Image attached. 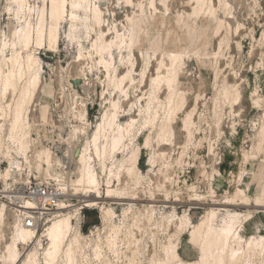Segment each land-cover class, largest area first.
I'll return each instance as SVG.
<instances>
[{
    "label": "rangeland",
    "instance_id": "374dc122",
    "mask_svg": "<svg viewBox=\"0 0 264 264\" xmlns=\"http://www.w3.org/2000/svg\"><path fill=\"white\" fill-rule=\"evenodd\" d=\"M28 1L25 15L18 17L12 0H0L2 72L8 70L13 40L25 33L33 41L23 55L34 53L39 67V84L25 113L26 152L9 138L16 95L0 90V173L12 168L8 185L0 177V206H8L0 218V264H28L35 250L38 264H66L65 257L45 260V230L41 245L19 246L17 261L6 253L20 220L14 212L18 192L29 179L63 190L62 202L71 207L56 217L72 215L63 252L74 244L75 264H164L168 247L182 263L197 261L201 241L194 244L191 233L212 213L214 231L236 214L243 246L251 238L264 241V206H255L259 198L264 202V0H202L200 12L196 0H166L161 7L160 0L154 5L90 0L101 12L98 25L90 14L71 9L69 0L57 48L36 43L48 0ZM103 40L112 44V57L99 52ZM170 53L183 56L177 89L184 104L173 112L170 137L162 142L157 127L166 118L170 90L165 82L153 89L152 79L161 60L170 64ZM130 70L134 81L126 96L115 81ZM150 98L158 112L156 127L145 124ZM114 101L121 107V124L137 123L128 147L111 154L110 141L98 128L113 114ZM138 150V169L129 174L126 160ZM82 151L97 180L90 199L76 184ZM46 152L54 161L51 168L37 159ZM239 189L243 193L237 196ZM87 200L97 205L86 207ZM108 210L111 216L103 222Z\"/></svg>",
    "mask_w": 264,
    "mask_h": 264
},
{
    "label": "bare ground",
    "instance_id": "6f19581e",
    "mask_svg": "<svg viewBox=\"0 0 264 264\" xmlns=\"http://www.w3.org/2000/svg\"><path fill=\"white\" fill-rule=\"evenodd\" d=\"M12 1L15 4L17 10L16 13L17 16L21 17L25 15V11L29 6V1L28 0H12ZM68 1L69 0H48V4L44 8L41 16V22H40L41 27L36 41L37 46L41 47L47 43L50 48L58 47L59 27L62 21L64 22V16L68 6ZM152 1H153L152 5H154V0ZM196 1L198 5L196 8V12L197 11L200 12L204 9L205 1L202 0H196ZM162 3L165 4L166 0H160V4L158 3L157 5H160L161 7ZM70 5L72 7L71 9H75L76 11H84L87 14H90L89 17L92 18L95 24L97 25L101 24V12L96 6H91L93 4L90 5V0H71ZM211 8L212 7L208 8V11L210 10V13H212L213 10ZM32 41L33 39L31 35L27 33H25L21 38H19V40L17 39L13 40L12 54L10 57L6 58L8 63V70L6 72H2V69L0 68V90L2 94L5 95L7 92L12 91L13 94L16 95V99H15L16 101L11 114L9 138H11L15 143H17L20 149L23 150L24 152L28 151L27 137L29 136L25 122L27 120L25 117V113L27 111V105H29V102L32 96L34 95L39 84V76H38L39 67H38L37 57L34 55V53L31 52L29 53V51L25 56L23 55L24 51L27 52V50H29V46ZM111 47H112L111 43L103 40V42L99 46V52L101 53L102 56L104 53L106 54L108 53L112 57L113 53ZM182 57L178 54L175 55L174 53H170L169 54L170 64H166L165 61L161 60L158 63L159 64V71L157 72L158 75L157 77H153L152 79L153 89L156 87L158 88L160 84H162V82H165L169 87L168 90H170L167 106L165 107L166 118L161 124H159V127H157L159 128V131L157 132V136L162 142L165 141L166 139L168 140V137H170L169 135L171 134L172 129H170L171 127L169 123L172 120L171 119V117H173L172 114L174 111H177V107H179L184 101L183 93L177 89L178 83L180 82V78H181L180 67H182L181 65L183 61ZM109 64L112 65L113 63L110 61ZM163 69L167 71L164 74L161 73L162 72L161 70ZM133 81L134 78L132 77V71L130 70L125 76L122 77L119 76L115 81L116 83L115 85L116 88L119 89L121 93H124L127 96L129 89L128 86L131 85ZM20 83L22 84L21 86H19ZM154 101H155L154 99L150 98L147 103V107H145L146 108L145 124H148L151 127H156L155 122L158 118V112H153ZM112 107L114 109L112 112L113 114H111V116L108 118L107 123L101 124L100 127L98 128L99 133L100 134L104 133L106 135V140L110 141L108 145L110 146L111 154L116 153V151L120 150L121 148L126 149V147H128L130 143L128 144L127 142L132 141L133 137L135 136L134 129L137 123V121L133 119L131 122L121 124L120 122L121 120L119 119V111H118L119 109H121L119 102L114 101ZM188 118L189 117H187V120L189 121ZM1 134L2 133L0 132V141L2 140ZM149 140L151 139L147 137L146 143L147 142L151 143L149 142ZM94 141L96 143L98 141V137H95ZM95 149H96V154L99 155L100 153L97 145H95ZM12 156L13 155H11V159H14ZM37 159L41 163H44L46 166H48V168H51L53 166L54 161L52 155L48 154L47 152L46 154H39L37 156ZM126 161L128 163L127 172L129 174L134 173L138 169L139 150L132 152L131 157L128 158V160ZM77 164L79 165V167L77 168V180H76L77 186L82 187L81 189L87 192V194L92 193L94 189V184H97V180L92 174V171L89 169L88 164L85 162L84 151H82L80 156L77 158ZM11 169L12 168L7 169L4 174L0 173V177L4 178L5 183L7 185H8L7 182L10 180V176L12 175ZM111 193L112 191L109 190V194ZM242 193L243 191L239 189L236 194L238 196L241 195ZM9 197L10 196H8V198ZM87 197L90 199L91 195ZM97 198L95 197V199ZM19 201H20V195L18 196V203ZM85 203L86 204L84 205L86 207H94L97 205L96 201L94 202L91 200H87L85 201ZM263 203L264 202L259 198L255 203V206L262 207L264 206ZM26 207L28 208L29 206L27 205ZM70 207H71L70 205H67L65 204V202L61 201L58 210L65 211ZM7 212H8V206L5 203L1 204L0 218L4 219ZM62 216H64V218L58 219L59 217ZM109 216H111V211L109 210L104 211L103 222L107 220ZM213 216L214 214L212 213L211 216L209 217L207 216L208 218L206 217V219H204L203 221H201L200 223H198L193 227L191 238L194 241L193 242L194 244H196V242L198 241H201L200 244L202 248V256L199 260L192 261L186 264H257L255 262V258L258 255H264V241H258L256 238H251L246 243V246H243L242 239L239 233L240 228L242 226L240 221V215L235 214L231 217L230 220H225L223 227L219 232L214 231L210 225V221ZM55 217L52 218L45 225L43 229L45 230L44 235L45 237H47L48 246H49L48 251L45 254V260L49 263L57 257H65L66 264H75L76 257H74V251H73L74 244H72L65 252H63L65 235L67 234L68 231L73 229L72 215L68 213H63L62 215L56 218ZM20 220L17 221L18 223L16 228V235L13 238V242L7 245L5 248L8 257L12 260V262L17 261L20 255L19 252L20 245L34 243L37 241L39 242V245H41L42 242L40 237L41 231H37L33 228H29L25 226V224ZM115 229L117 228L115 227ZM77 235L78 237L75 238L73 242L75 244L79 243V238L81 236L79 231ZM112 239H113L112 245L113 247H115L116 246L115 240L114 238ZM179 255L180 254H178V252L175 249L168 247V258L164 264H185L182 263L181 257ZM37 256H38V251L37 250L32 251V253L29 255L28 264H38ZM263 263H264V256L260 264Z\"/></svg>",
    "mask_w": 264,
    "mask_h": 264
},
{
    "label": "built area",
    "instance_id": "2783aa9c",
    "mask_svg": "<svg viewBox=\"0 0 264 264\" xmlns=\"http://www.w3.org/2000/svg\"><path fill=\"white\" fill-rule=\"evenodd\" d=\"M18 194L20 201L14 211L16 216L25 226L37 231L43 230L55 217L64 197L63 191L51 182H33L31 179L23 185Z\"/></svg>",
    "mask_w": 264,
    "mask_h": 264
}]
</instances>
